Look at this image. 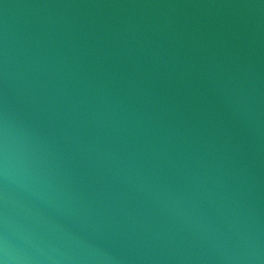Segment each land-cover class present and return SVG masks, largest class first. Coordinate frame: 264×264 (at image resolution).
I'll list each match as a JSON object with an SVG mask.
<instances>
[{
    "label": "water",
    "instance_id": "95a60500",
    "mask_svg": "<svg viewBox=\"0 0 264 264\" xmlns=\"http://www.w3.org/2000/svg\"><path fill=\"white\" fill-rule=\"evenodd\" d=\"M0 264H264V0H0Z\"/></svg>",
    "mask_w": 264,
    "mask_h": 264
}]
</instances>
